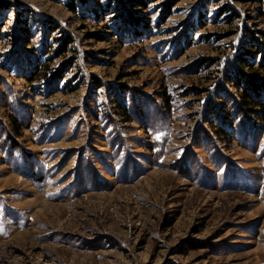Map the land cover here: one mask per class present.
<instances>
[{
    "label": "rangeland",
    "instance_id": "1",
    "mask_svg": "<svg viewBox=\"0 0 264 264\" xmlns=\"http://www.w3.org/2000/svg\"><path fill=\"white\" fill-rule=\"evenodd\" d=\"M164 1L0 0V264H264V0Z\"/></svg>",
    "mask_w": 264,
    "mask_h": 264
},
{
    "label": "trees",
    "instance_id": "2",
    "mask_svg": "<svg viewBox=\"0 0 264 264\" xmlns=\"http://www.w3.org/2000/svg\"><path fill=\"white\" fill-rule=\"evenodd\" d=\"M159 0H133L132 4L135 8H146L148 4L154 3ZM244 2L256 3L260 0H244ZM177 3V0H166L160 2L158 8H162L160 23H164L166 19L171 15V10L173 6ZM232 11V10H231ZM221 13H229L227 8L223 7L220 10ZM231 19L237 16L236 13L231 12ZM70 38L66 37L64 41L60 44L58 50L55 52L56 55H61L66 52L67 46L70 43ZM264 45L259 43L255 46L249 47L250 50L243 52L239 56L235 57V68L231 75L225 76V82L233 84L235 89L239 92L238 101L233 99V103L236 106V112L234 118L237 119L240 115L247 114L249 112L256 113L255 109H259V114L264 115V76L257 73L254 69V65L245 60V56L248 55L253 60L256 59L262 51ZM207 63H203L201 67L205 66ZM247 69V70H245ZM45 77V76H44ZM28 81H33L34 78L28 77ZM63 77L58 73V81L62 80ZM195 93L199 95L197 89H194ZM163 97V96H161ZM165 102L168 103L167 98ZM125 109L123 108V111ZM126 114V112H124ZM124 114V115H125ZM258 114V112H257ZM126 119H129L126 116ZM129 121V120H126ZM223 130H220V133ZM219 133V132H218Z\"/></svg>",
    "mask_w": 264,
    "mask_h": 264
}]
</instances>
